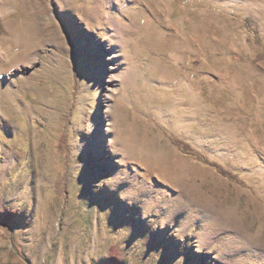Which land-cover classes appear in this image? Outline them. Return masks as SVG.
<instances>
[{
    "label": "rangeland",
    "instance_id": "rangeland-1",
    "mask_svg": "<svg viewBox=\"0 0 264 264\" xmlns=\"http://www.w3.org/2000/svg\"><path fill=\"white\" fill-rule=\"evenodd\" d=\"M1 73L0 264H264V0H0Z\"/></svg>",
    "mask_w": 264,
    "mask_h": 264
},
{
    "label": "bare ground",
    "instance_id": "bare-ground-1",
    "mask_svg": "<svg viewBox=\"0 0 264 264\" xmlns=\"http://www.w3.org/2000/svg\"><path fill=\"white\" fill-rule=\"evenodd\" d=\"M39 62V58L38 57H35V56H32L30 59H29V62L28 63H25L21 68L23 69H26V68H29V67H32L34 66L35 64H37ZM11 75V74H9ZM7 75V76H9ZM6 74L4 73H1L0 74V96H1V90L3 92V88L5 87L6 85ZM0 120L1 121H4V109L2 110V104L0 103Z\"/></svg>",
    "mask_w": 264,
    "mask_h": 264
},
{
    "label": "trees",
    "instance_id": "trees-1",
    "mask_svg": "<svg viewBox=\"0 0 264 264\" xmlns=\"http://www.w3.org/2000/svg\"><path fill=\"white\" fill-rule=\"evenodd\" d=\"M12 219V212L11 211H5L0 212V222L8 223Z\"/></svg>",
    "mask_w": 264,
    "mask_h": 264
}]
</instances>
